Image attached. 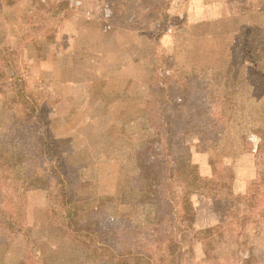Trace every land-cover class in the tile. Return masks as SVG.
I'll return each mask as SVG.
<instances>
[{"label": "rangeland", "instance_id": "374dc122", "mask_svg": "<svg viewBox=\"0 0 264 264\" xmlns=\"http://www.w3.org/2000/svg\"><path fill=\"white\" fill-rule=\"evenodd\" d=\"M59 1H0V44L18 47L25 90L44 105L49 134L64 141L79 218L119 233L127 244L133 229L155 250L165 246L168 231L153 220L151 194L128 189L132 148L147 137V127L153 132L148 111L156 114L163 98L166 114L180 122L190 120L194 103L211 106L182 131L204 175L231 167L237 192L256 177L262 181L255 187L258 207L244 224L249 251L264 264V59L253 51L254 28L264 29V0H170L163 11L139 0H69L67 15L53 22L54 36L36 35L34 42L33 11L45 2L41 11L47 14ZM226 89L234 90L229 110L226 101L206 94ZM8 92L0 82V151L14 120L5 103ZM219 118L223 129L215 132L210 124ZM25 198L14 228L1 239L0 264H24L27 253L36 256L41 249L48 264H94L86 248L51 220L53 190H31ZM193 203L197 229L218 223L211 198L197 193ZM192 237L188 232L185 246L192 250L185 264H212ZM230 246L238 249L229 243L218 249L222 264H241Z\"/></svg>", "mask_w": 264, "mask_h": 264}, {"label": "trees", "instance_id": "16d2710c", "mask_svg": "<svg viewBox=\"0 0 264 264\" xmlns=\"http://www.w3.org/2000/svg\"><path fill=\"white\" fill-rule=\"evenodd\" d=\"M14 1L8 0L5 4H13ZM139 1L151 3L154 7L161 5L162 11L170 3V0ZM39 6V11H33L30 17V24L34 27L30 35L34 42L36 35L41 39L54 36L57 23L53 22L59 15L61 19L67 15L69 0H60L50 7L47 14L41 11L46 3ZM254 33L256 44L253 51L259 49L257 57L264 59V29L255 27ZM18 52L15 45L0 44V82L10 87L5 103L14 119L10 133L3 138V150L0 151V193L3 195L0 242L14 228V217L21 215L26 193L51 189L56 194V200L49 208L51 220L70 241L86 248V259L91 263L185 264L186 255L192 250V246L190 249L185 246L188 232L193 235L192 243L199 241L203 244L205 262L222 264L218 249L228 243L238 247L233 250L230 246L241 264L262 262L259 253L249 251V232L244 224V218L258 207L255 187L262 181L256 177L250 181L245 192H237L235 173L231 167L224 166L215 175H204L200 165L194 161L182 131L200 121L199 111L204 108L209 110L211 106L194 103L190 120L180 122L166 114L163 98L156 114L153 108L148 111L153 117L154 126H150L153 132L147 127V137L132 148L135 158L128 172V189L135 194H151L153 220L168 231L165 246L155 250L139 241L133 229L128 230L127 244L124 239L119 240V233L106 230L96 222L82 221L61 149L64 141L49 134L51 123L44 114V105L25 90L26 81L18 68ZM233 93L234 90L227 89L206 92L212 101H226L227 110L234 107ZM157 115L158 120L155 119ZM220 120L210 124L211 130L222 131L223 128L218 127ZM149 183L160 184L161 187H153ZM197 193L212 199L214 210L219 215V221L214 226L203 229L194 226L196 210L193 198ZM39 252L36 256L32 252L27 253L24 264H48L43 249Z\"/></svg>", "mask_w": 264, "mask_h": 264}]
</instances>
